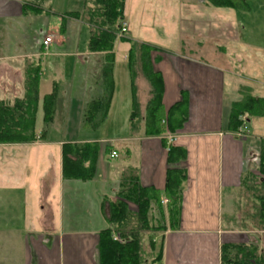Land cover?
Returning a JSON list of instances; mask_svg holds the SVG:
<instances>
[{
    "label": "crops",
    "instance_id": "1",
    "mask_svg": "<svg viewBox=\"0 0 264 264\" xmlns=\"http://www.w3.org/2000/svg\"><path fill=\"white\" fill-rule=\"evenodd\" d=\"M129 1L124 0L122 21L128 34L134 30L132 17L137 13ZM83 2L84 8L87 7ZM148 2L156 3L159 16L164 14L163 9L167 13L166 5L160 4L164 0ZM167 3L172 5V14L165 17L168 25L155 28L142 22L140 27L147 32L162 31V39H168L169 45L143 41L135 33L136 37L130 38L163 49L152 53V57L160 56L152 67L161 74L162 105L166 112L181 97L186 98V120L174 133L166 131L161 136H146L139 125L138 135L128 139L136 141L139 153L134 158L127 147L125 153L130 157L127 156L123 167L107 163L110 152L119 151L116 143H124L123 140L108 143L114 149L108 154L104 153L107 142L102 139L67 141L99 142L95 175L85 182L63 179V141H49L45 136L32 143H0V264H97L98 232L107 227L104 206L116 200L121 176L131 168L142 186L163 191L168 164L162 138L167 145L185 150L186 158L177 166L185 169L186 180L175 229L169 228L165 213L167 229L159 264L220 263V246L226 242L221 238L224 233L219 213L224 206L223 195L240 186L243 173L255 171L247 164L256 161L264 138L260 135L253 142L247 138L249 125H255L263 117H251L236 130L228 126L234 103L249 95L264 98V0H243L239 8L213 6L205 0H167ZM173 11L177 15L171 17ZM73 12L79 13L62 11L53 0H0V100L13 103L25 98L29 89L36 91L37 135L44 130L42 98L52 91L54 83L60 84L63 100L68 92V83L62 78L58 63L59 58L68 54L64 48L75 42L77 30L82 29H76V25L85 26L88 42L92 26L84 16L80 21L78 16L68 17ZM47 35L55 39L44 47L42 42ZM120 36L123 35L118 31L114 63L118 41H123ZM126 45L121 48V58L127 62L129 42ZM102 56L88 52L87 48L79 56L81 64L87 66L88 76L86 85L82 83L80 87V92H85L84 112L88 101L100 93L98 76ZM114 63L113 94L103 122L114 105ZM128 80L121 99L129 110L130 130V75ZM137 97L140 103L138 88ZM61 113L65 117L56 121L60 124L67 116L65 110ZM239 130L244 132L242 136L236 134ZM263 130L264 125L259 124L257 131ZM169 135L173 136L171 142ZM50 146H55L54 153ZM29 153L42 155L41 168L33 181L29 180V173L22 171L23 166L20 170L16 167L24 164L26 168ZM11 164H16L15 169H11ZM78 183L87 186H76ZM48 197L53 201H48ZM78 202L82 206L77 215ZM78 222H84L83 227H77Z\"/></svg>",
    "mask_w": 264,
    "mask_h": 264
},
{
    "label": "trees",
    "instance_id": "2",
    "mask_svg": "<svg viewBox=\"0 0 264 264\" xmlns=\"http://www.w3.org/2000/svg\"><path fill=\"white\" fill-rule=\"evenodd\" d=\"M205 1L218 7L243 6V0ZM86 5V23L92 26L87 51L103 55L98 76L100 93L88 101L83 119L84 126L96 129L107 117L113 94V50L123 21L124 0H85ZM119 39L127 40L130 44L127 55L131 87L130 133L137 131L140 122L146 136H161L166 131L174 133L187 118V99L181 97L165 112L161 101V74L152 67L153 62L160 60L159 55L152 57V53L163 52V49L125 36ZM139 75L148 86L145 115L142 117L136 86ZM61 93L60 84L54 83L52 91L42 98L45 125L52 124L55 112L61 111L58 109L62 102ZM37 102V93L34 90L31 92V89L25 98L16 99L13 103L0 100V143H32L46 136L45 129L39 135L35 131ZM251 117H264V98L249 95L234 103L228 126L230 130H236ZM161 140L167 148L168 164L163 191L153 186H142L131 168L121 176L115 193L116 200L107 202V227L98 232L97 264H147V256L153 258L151 264L160 263L163 234L167 229L165 213L169 228L175 229L179 222L181 195L186 180L185 169L177 166L185 160V150L167 145L163 138ZM111 149L114 150L111 144L104 145L105 154ZM99 150V142H64L61 151L63 179L90 181L95 175ZM257 158L256 170L243 173L240 186L229 191L234 196L233 203L238 199L243 200L239 196L245 195L246 201L252 202V211L244 210L243 215L238 217L237 210L240 208H233L228 214L224 212V231H233V228L264 231V138L260 141ZM162 198L166 200L165 205L162 204ZM129 204L134 205L135 209H131ZM220 263L264 264V248L258 246L257 240L247 243L224 242L220 246Z\"/></svg>",
    "mask_w": 264,
    "mask_h": 264
},
{
    "label": "rangeland",
    "instance_id": "3",
    "mask_svg": "<svg viewBox=\"0 0 264 264\" xmlns=\"http://www.w3.org/2000/svg\"><path fill=\"white\" fill-rule=\"evenodd\" d=\"M84 0H53L54 3H57L60 8H62V11H79L78 14V20L80 21V17L85 18V12H87L88 7L86 9L84 8ZM129 4L131 6L136 7L135 11H137L136 15L132 17V20L135 24L134 30H130L131 32L125 33L123 36H120L119 38L126 37L127 39H131L130 36H134V33L136 35H139V37L143 39V41H155L161 43L162 45H169V40L168 39H162V31L158 32L157 30H147L143 29V26L140 27V23L143 22V24H153V27H159V26H165L168 24H165V17L169 16L168 14H172L170 12L172 10V5L167 3V0H164V2L160 3L168 9L167 13L163 9L162 13H164L162 16H159V7L158 10L156 11V3L151 2L149 3L148 0H130ZM87 6V5H86ZM155 6V9H154ZM144 10V11H142ZM147 12V13H146ZM76 12H73L72 15L67 14L68 17H74L76 16ZM166 13V14H165ZM139 14V15H138ZM173 16L174 17L177 15L175 11H173ZM149 22V23H148ZM82 28L81 30H77V37L75 39V42H69L67 46L64 48L66 51V56H63L60 59V62L58 63L59 68L61 70L59 72H62V78L68 83V92L66 94L65 99L63 100L62 96V102L60 106H58V109L61 111L65 110V115L66 120L62 122V124L56 122V121H61L65 116L62 115L61 111L60 114L54 115V121L52 124L48 125H43L45 131H46V139L49 141H80L86 138H98L102 139L104 142L114 144L115 140H123L124 143L118 142L116 143L118 147V157L116 156L110 157L111 159L107 160L108 165L110 166H118V167H123L125 164L128 157L125 151L127 147L129 148L128 151L131 152V156L136 158L138 155L137 151V144L131 140H128L129 138L138 135V132H134V134L130 133V130L128 129V114L129 110L126 109L124 101L121 99L122 96H125L124 90L128 88V83H129V73H128V67H127V62L126 60H123L121 56L123 55V50L121 48L127 46L126 43L128 42L127 40L125 41H118V47H117V54H116V61L114 63V79L116 82L115 86V97L114 101L111 108V113L108 117V119L103 122L98 128L92 129L91 127L84 126L82 123L83 119V112H84V97H85V92H80L81 88L83 85L82 83L87 82L88 76H87V66L81 64V58L79 57L81 54H83L86 50V43H87V37H88V32L85 28L84 25L78 24L76 25V29ZM146 27V26H145ZM152 28V27H151ZM139 29V30H137ZM141 29V30H140ZM146 32V33H144ZM75 33V32H74ZM138 33V34H137ZM76 34V33H75ZM68 35V33H67ZM120 35V33H119ZM48 36V35H47ZM51 37V41H54V37L49 35ZM61 39V36L58 37ZM56 41L57 38H56ZM146 42V43H147ZM153 43V42H149ZM70 53V54H69ZM137 82V88H138V94L140 95V116L145 115V110L144 106L147 102L148 99V86L146 81L143 79L142 76H138L136 79ZM85 84V83H84ZM86 85V84H85ZM88 86V85H87ZM63 92V91H62ZM61 95H64L61 93ZM258 121H255V125H249V132L247 134L248 140L251 142L255 141L257 137L260 135H264V130L263 131H257V128L259 124L264 125V117L263 118H258ZM55 122V123H54ZM139 122V121H137ZM139 125H142V123H138ZM39 125L42 126V124L39 121ZM258 125V126H257ZM138 130V128H137ZM139 131V130H138ZM133 135V136H132ZM135 147V148H134ZM51 148V152L54 153L55 146L49 147ZM112 152V151H111ZM110 152V153H111ZM115 152V151H114ZM41 154L37 153H29L28 154V162L26 164V168H24V164H11V169H15V166L19 168L20 166H23L22 171L26 172L27 174L29 173V180L34 179V176L37 175V170L41 168ZM128 156V157H127ZM27 158V156H26ZM256 161H251L247 164V167L250 169H255L257 168V163H258V158L255 159ZM134 171V170H133ZM127 173V172H126ZM26 179L24 178L23 181ZM34 181H37L34 180ZM88 184V183H87ZM80 187H86L87 185H84L82 183H78ZM226 195V194H225ZM80 196L76 195V198ZM243 200H237L235 203H233V198L234 196H230V194L224 196L223 195V203L224 206H222L220 213V217L222 220V217L224 216V212L226 214L231 213V210L233 208H240L237 210V216L243 215L242 212L244 210H247L248 212L252 211L251 209V204L252 202H248L245 199V195L239 196ZM53 201V198L48 197V201ZM236 200V199H235ZM163 204V203H162ZM165 205V204H163ZM76 207V212L77 215L80 214L78 209L81 208L82 204L79 202L75 205ZM105 212L107 211V203H105L104 206ZM129 207L131 209H135L134 205L129 204ZM250 210V211H249ZM228 212V213H227ZM222 223V222H221ZM84 222H78L77 227H83L82 225ZM93 225H95V222H92ZM222 227V226H221ZM223 229V227H222ZM233 231H224L222 230V233H224L222 237L223 241L226 242H256L258 241V246L260 248H264V231H257V230H241V228H233ZM226 233V234H225ZM152 257V256H151ZM148 259L147 264H151V261L153 258L146 257Z\"/></svg>",
    "mask_w": 264,
    "mask_h": 264
},
{
    "label": "built area",
    "instance_id": "4",
    "mask_svg": "<svg viewBox=\"0 0 264 264\" xmlns=\"http://www.w3.org/2000/svg\"><path fill=\"white\" fill-rule=\"evenodd\" d=\"M126 32H127V25H126L125 22H122L121 25H120V28H119V33H120V35H124ZM50 42H51V37L48 35V36H45V38L43 39L42 43H43L44 47H47L50 44ZM236 134L239 135V136H242L244 134V132L239 130V131H237ZM168 140L170 142L173 141V136L169 135L168 136ZM114 156H116V152L112 151L110 153V157H114ZM162 203H166V200L163 199ZM114 239H116L115 236H114ZM219 264H221V263H219Z\"/></svg>",
    "mask_w": 264,
    "mask_h": 264
}]
</instances>
